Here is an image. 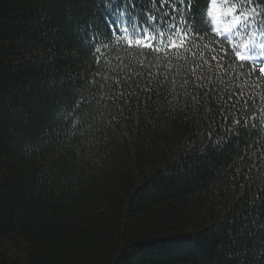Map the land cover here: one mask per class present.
Masks as SVG:
<instances>
[{"label": "trees", "instance_id": "16d2710c", "mask_svg": "<svg viewBox=\"0 0 264 264\" xmlns=\"http://www.w3.org/2000/svg\"><path fill=\"white\" fill-rule=\"evenodd\" d=\"M191 2L0 0V264H264V65Z\"/></svg>", "mask_w": 264, "mask_h": 264}, {"label": "rangeland", "instance_id": "374dc122", "mask_svg": "<svg viewBox=\"0 0 264 264\" xmlns=\"http://www.w3.org/2000/svg\"><path fill=\"white\" fill-rule=\"evenodd\" d=\"M209 18L214 28L221 33H225L229 30L227 35L230 33V36L235 35L234 37L246 40L244 45L242 42H240L239 45H241L243 50L245 49V53L249 56L254 59L258 56H264V37L258 31L252 32L249 35H246L247 32L242 31L241 28L246 31L250 30L251 27L246 29V24H240L245 18L242 17L241 13H237L236 7L225 5L221 0H212ZM238 24L240 25L238 26ZM232 31H234V33Z\"/></svg>", "mask_w": 264, "mask_h": 264}, {"label": "snow or ice", "instance_id": "6c2138e0", "mask_svg": "<svg viewBox=\"0 0 264 264\" xmlns=\"http://www.w3.org/2000/svg\"><path fill=\"white\" fill-rule=\"evenodd\" d=\"M174 2L176 4V7H172L171 0H155V6L151 9V12H148V11L142 9V13L145 16V18L147 17V15L155 13L158 20L167 21V20H171V19H174L175 17L179 16V14H180L179 9L183 8L184 12L187 13V15L184 16V19L181 22L185 24V27H187L188 21L190 19V15L192 13V8L194 7V5L192 4L191 0H183V2H181V0H174ZM149 3H152V0H149ZM133 5H135V0H133ZM157 8H160L161 11L156 12ZM164 9H167V11H163ZM155 22L156 21H154V23ZM162 26H163V24H162ZM116 30H117V32L120 31L119 28H117ZM109 31H111V29ZM239 63H248V64L254 63L256 65H264V56H258L256 58V60L252 61V62L239 61ZM262 72H264V68L257 66L254 70L251 71L250 75L259 76ZM262 78H264V77H262ZM233 103H235V100L233 101ZM241 103H244V101H241ZM231 106L232 105H229V107H231ZM226 111H227V109H226ZM258 118L259 117H254L253 119L256 120ZM241 123H243V120H241ZM257 163H259V161H257Z\"/></svg>", "mask_w": 264, "mask_h": 264}]
</instances>
